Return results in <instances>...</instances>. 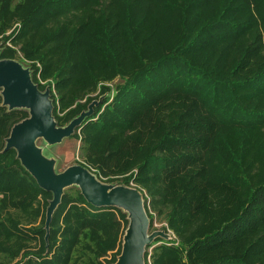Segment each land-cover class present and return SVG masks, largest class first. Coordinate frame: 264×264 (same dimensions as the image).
<instances>
[{
    "label": "trees",
    "instance_id": "trees-1",
    "mask_svg": "<svg viewBox=\"0 0 264 264\" xmlns=\"http://www.w3.org/2000/svg\"><path fill=\"white\" fill-rule=\"evenodd\" d=\"M0 49L49 89L59 127L102 98L71 138L173 234L145 264H264V0H0ZM28 117L0 95V264H115L127 214L78 189L46 244L52 193L3 151Z\"/></svg>",
    "mask_w": 264,
    "mask_h": 264
},
{
    "label": "water",
    "instance_id": "water-1",
    "mask_svg": "<svg viewBox=\"0 0 264 264\" xmlns=\"http://www.w3.org/2000/svg\"><path fill=\"white\" fill-rule=\"evenodd\" d=\"M1 53V49H0ZM0 95L2 106L8 111L24 110L29 117L14 125L6 139L3 151L15 150L22 167L44 191L52 193V200L45 213V242L48 244L50 224L66 188L77 186L87 203L96 208L115 207L127 214L128 226L123 236L122 250L115 264H145V248L157 238L169 241L172 236L157 231L148 234L149 218L144 208L143 196L134 187H108L98 182V177L81 165L71 166L60 174L53 171L54 162L47 160L36 146L38 139L47 145L60 144L93 115L102 98L91 102L87 112H82L64 127L57 126L52 116L49 89L44 92L32 82L27 69L15 60H0ZM98 179V180H97Z\"/></svg>",
    "mask_w": 264,
    "mask_h": 264
},
{
    "label": "rangeland",
    "instance_id": "rangeland-1",
    "mask_svg": "<svg viewBox=\"0 0 264 264\" xmlns=\"http://www.w3.org/2000/svg\"><path fill=\"white\" fill-rule=\"evenodd\" d=\"M17 59L18 60H16V62H18L21 65L22 69L23 70L27 69L31 75V70H30L29 65L19 60L21 59L20 57H18ZM120 83L121 81L117 79L110 84V87L114 88L117 84H120ZM5 146H6V140H5L4 148ZM36 146L42 150L43 156L47 160H52L54 162V165L52 168H53V171L57 174L62 173L63 171H65L67 168L71 166L78 165L81 160L80 155H79L80 154L79 152L80 143L76 141L75 139H72L71 137L64 139L60 144H56L53 146L47 145L43 139H38L36 141ZM98 182L101 185H105L108 187L123 186L118 183H108L105 180H98ZM70 189H78V188L77 186L74 185V186L66 188L65 190H70ZM165 226L166 225L164 224L163 218L155 214V218L153 220L152 225L151 226L149 225L148 234H152L157 231H163ZM122 243H123V240H122ZM152 244L149 245L150 247L148 249L149 253L151 252L152 248L155 246V245L152 246ZM146 248H145V251H146Z\"/></svg>",
    "mask_w": 264,
    "mask_h": 264
},
{
    "label": "built area",
    "instance_id": "built-area-1",
    "mask_svg": "<svg viewBox=\"0 0 264 264\" xmlns=\"http://www.w3.org/2000/svg\"><path fill=\"white\" fill-rule=\"evenodd\" d=\"M167 232H168V234H170V235L172 236V238L174 239L173 234H172L169 230H168ZM148 260H149V257H148Z\"/></svg>",
    "mask_w": 264,
    "mask_h": 264
}]
</instances>
